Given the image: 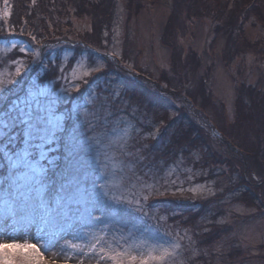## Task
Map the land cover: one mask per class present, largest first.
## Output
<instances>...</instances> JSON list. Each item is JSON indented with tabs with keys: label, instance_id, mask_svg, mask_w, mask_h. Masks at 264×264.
I'll return each mask as SVG.
<instances>
[{
	"label": "snow or ice",
	"instance_id": "obj_1",
	"mask_svg": "<svg viewBox=\"0 0 264 264\" xmlns=\"http://www.w3.org/2000/svg\"><path fill=\"white\" fill-rule=\"evenodd\" d=\"M3 3L0 39L8 53L26 58L11 60L7 77L0 71V264H44L41 249H56L64 264H176L183 246L158 231L165 217L147 202L175 196L183 182L136 171L143 157L128 151L135 124L123 115L110 119L118 93L80 91L117 53L92 58L83 71L87 57H73L71 67L46 60L50 45L36 35L28 33L38 46L11 39L24 29L16 32L9 0Z\"/></svg>",
	"mask_w": 264,
	"mask_h": 264
},
{
	"label": "trees",
	"instance_id": "obj_2",
	"mask_svg": "<svg viewBox=\"0 0 264 264\" xmlns=\"http://www.w3.org/2000/svg\"><path fill=\"white\" fill-rule=\"evenodd\" d=\"M116 3L117 0H36L33 4L32 0H9L13 13L10 24L14 26L17 33L21 28L24 29L23 34L14 35L11 39L18 38L29 43L31 38L28 33H32L43 44L52 45L47 50L46 60L54 53L53 59L57 64L66 63L71 67L75 63L73 57H83L88 51L95 54L93 47L111 53L105 41H111ZM136 3V0H128L127 9L130 13L134 7H140V4ZM172 8L162 38L163 42L171 48V70L160 71L158 77H153L136 67H131L133 72H125L130 65L117 55L115 59H109L106 62L107 67L102 73H94L89 78L88 84L82 83L80 91L84 93L92 81L97 82L98 85L108 83L114 87L120 86L119 95L126 96L130 104L143 105L146 102L151 106L166 107V114L161 120L164 124L159 137L146 138L150 143L149 150L153 154L160 152L166 157L175 155V148L200 149L202 155L198 164L202 168L209 169L208 177L216 170L218 164L227 165L231 173H234L232 175H237L239 178L228 189L229 191L239 190V195L233 200L256 204L260 195L264 198V87L258 84H240L234 101V113L230 117L222 102L213 98L205 76L197 80L195 87L189 88L187 85L190 76H194L198 71L200 57L194 50L186 56L182 46L178 44V38L185 34L190 20L210 18L216 34L226 36L227 41L221 57L228 67L236 57L250 53L264 63V0H173ZM3 9L4 3L0 0V13ZM71 15L79 18L89 17L90 29L74 30L72 21L62 19ZM248 26L258 27L263 35L251 38L248 34ZM106 32L107 36H105ZM63 38L78 43H61L59 46L58 42L63 41ZM31 43L34 44V42ZM67 49L71 50L72 54L65 58ZM16 55L26 58L17 50L8 53L4 58L0 57V64L3 67L6 66L17 57ZM124 55H128L127 50ZM88 58L91 60L93 57ZM10 71H14V67L5 71L4 76L7 77ZM187 72L188 77H186ZM120 79L122 82H119ZM176 79L180 81L178 87L175 86ZM171 91H180L184 102L180 98L182 103L177 105L161 96ZM103 94L108 96V90ZM185 101L190 102L192 107L200 113L202 120H198L190 112L187 113ZM169 110L178 111L177 117L180 118L181 123L174 131L176 135L171 136L166 145L167 148H161V151L156 152L161 147L157 146L164 131L175 117L172 113H168ZM151 158L149 161L152 162L157 159L154 156ZM224 194L183 203L171 195L153 196L147 203L157 214L168 211L171 215L168 217L169 221L178 220L182 226L185 224L196 226L200 216L209 214L210 218L217 216L218 211L211 210L217 206L213 205L214 202ZM197 204H200L198 209L194 208ZM208 208L211 209L207 211ZM167 225L173 231L176 230L175 224L169 222ZM207 226L208 229L196 235L205 238L203 243H215L219 241L222 234H227L230 230L229 224H217L213 219ZM240 252L235 249L228 253L229 257H232V262L240 257ZM201 259L204 260L203 257ZM191 260L193 261V258Z\"/></svg>",
	"mask_w": 264,
	"mask_h": 264
},
{
	"label": "rangeland",
	"instance_id": "obj_3",
	"mask_svg": "<svg viewBox=\"0 0 264 264\" xmlns=\"http://www.w3.org/2000/svg\"><path fill=\"white\" fill-rule=\"evenodd\" d=\"M136 1L140 4V7H134L130 13L127 9L128 0H117L111 41H105L108 44L107 49H110L111 52L115 51L121 59L128 62L127 65L130 66L129 68L126 67L127 70L125 72L132 71L131 67H136L153 77H158L160 71L172 69L171 48L163 42L162 38L166 22L173 9V0ZM62 19L64 21H72L74 30H89L91 27L89 17L79 18L71 15ZM247 29L251 38L263 35V32L256 26H248ZM12 39L21 41L18 38ZM63 39V41L58 42V45L61 43H78ZM226 41L225 35L216 34L210 18H194L190 20L185 34L178 38V44L182 46L186 56L194 50L200 57V66L197 73L189 78L190 80L187 84L189 88L195 87L197 80L205 76L213 98L221 101L228 115L232 117L237 87L240 84H258L264 87V63L258 61L254 54L250 53L236 57L228 67L221 57ZM33 46L38 45L33 44ZM51 47L52 45L48 49ZM94 49L96 48L93 47ZM126 50L128 55H124ZM105 53H108V51L101 49L99 53L95 52L93 54L88 51L85 52L83 57L79 56L78 59L87 57L83 61L84 67L80 71L87 70L90 61L88 57L100 59L103 58ZM7 54L5 42L0 40V57L4 58ZM71 54V50L67 49L64 56L68 58ZM51 55L50 58H53L54 53ZM16 56L15 59L23 58L20 55ZM108 60H104V63L106 64ZM10 68L13 67L9 62L6 66L0 68V71L4 73L9 71ZM188 76L189 73L187 72L186 77ZM175 81H177L175 86L178 87L180 81L177 79ZM119 82H122V80L120 79ZM81 89L82 82L80 83ZM105 89L108 90V96L113 92L118 93V96L113 97L110 101L113 113L110 119L123 115L135 124L136 132L128 151L143 157L142 160L136 162V171L138 173L143 175L144 171L151 169L158 177L168 178L170 174H172L171 178L173 179L178 177V185L179 182H183L180 186L183 187L184 191L176 192L175 196L171 192L168 195L175 197L182 203L195 199H208L217 194L225 193L213 204L217 206L211 211H218L217 216H212V218H210V214L203 217L200 216L195 224L196 226L188 224L182 226L178 220L169 221L168 217L171 215L168 214V211H162L158 214L165 217L160 222L158 231L167 232L172 240L181 243L183 246L179 255L175 258L176 264H264V198H262V195L257 199L256 204L233 200L234 197L239 195V190L229 191L228 189L239 179L238 176L232 175L234 173H231L227 165L218 164L216 170L208 177L209 169L202 168L198 164L202 155V151L198 148L188 149L180 147L175 148V155L171 154V156L166 157L161 155L159 151H161V148H167L166 145L169 143L171 136L176 135L174 131L181 123L180 118L177 117L178 111L176 112V110H169L168 113H172L175 117L170 122L167 130L164 131L160 141L161 144L159 143L157 146L158 148L161 146L158 151L156 150L159 153L153 154L148 148L150 143H148L146 138L159 137L162 124H164V121L161 122V120L166 114L167 108L161 105L151 106L146 102L143 105L130 104L126 96L119 95L121 93L120 86L114 87V85L112 86L108 83L98 85L97 82L92 81L84 93L87 94L89 91L103 93ZM180 94V91H171L168 94L165 92L161 96L179 105L182 101L184 102L181 97L183 94L181 96ZM72 95L76 96L77 93L73 92ZM185 104L187 113L190 112L198 120L203 119L190 102L185 101ZM210 111L215 117L213 111L211 109ZM89 134L91 135V133ZM151 156L157 158L156 161H149ZM80 159L85 167L90 163L87 157L81 156ZM126 159L133 160L135 157H126ZM199 185L204 186L203 190H198L195 193L189 191V189ZM151 199L152 197L149 200ZM199 207L200 204H197L194 208L198 209ZM211 208H208L207 211ZM149 211L156 213L155 210L150 208ZM211 219L217 224H229L230 230L227 234H222L219 241L215 243H203L202 241H205V238L197 237L196 235L208 229L207 225L211 222ZM166 222L175 224L176 230L173 231ZM153 230L157 231L155 224L153 225ZM32 235H34V229L32 234L26 238L31 239ZM21 236H23V233H21ZM21 242H23V239H21ZM33 242L35 241L33 240ZM235 249L241 251L240 257L232 262V257L230 258L228 253ZM41 250L44 252V264H64L63 257L54 256L56 249L50 251ZM201 257L204 258L203 261ZM192 258L194 262L191 260ZM67 264H77L76 259L67 261ZM84 264H95V262L84 259Z\"/></svg>",
	"mask_w": 264,
	"mask_h": 264
}]
</instances>
